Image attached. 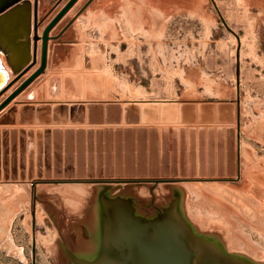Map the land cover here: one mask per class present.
<instances>
[{"label": "rangeland", "instance_id": "obj_1", "mask_svg": "<svg viewBox=\"0 0 264 264\" xmlns=\"http://www.w3.org/2000/svg\"><path fill=\"white\" fill-rule=\"evenodd\" d=\"M68 1L55 8L40 0L42 32ZM214 1L216 5L212 0H79L51 33L45 74L0 125V147L3 153L5 142L11 149L16 139V164L19 169L26 167L27 174L31 143L35 150L38 144L42 147L44 166L50 148L51 174L56 167L65 173L72 165L76 172L101 171L104 179H130L127 172L139 179L144 167L145 179H155L150 173L158 170L162 178L165 163L181 169L186 161L190 167L192 155L199 160L202 153L207 163L213 159L216 166L223 163L226 168L234 164L232 182L189 178L204 187V194L188 192L186 211L189 216L192 209L197 213L201 227L216 228L231 251L249 255L231 248L233 240L240 239L255 247L256 256H249L264 260V0ZM41 46L40 41V55ZM134 102H160V110L174 105L177 120L163 122L160 114L154 124L124 119L108 124L102 114V124L89 123L108 105L124 108ZM57 103L84 104L92 112L84 123L54 125L53 114L39 117L37 112L21 110ZM181 107L191 108L185 114L192 117L190 123L181 121ZM12 165L11 154L7 164L2 154L1 173ZM107 173L112 177L107 178ZM14 186L23 192L18 207L1 199ZM92 186H37V264L59 263L60 234L81 217L88 203L74 190ZM211 186H227L231 191ZM66 187L72 191H59ZM32 199L30 183L0 180V264H32ZM22 249L25 257L12 259Z\"/></svg>", "mask_w": 264, "mask_h": 264}, {"label": "water", "instance_id": "obj_2", "mask_svg": "<svg viewBox=\"0 0 264 264\" xmlns=\"http://www.w3.org/2000/svg\"><path fill=\"white\" fill-rule=\"evenodd\" d=\"M54 4L57 8L64 0H45ZM79 0H69L60 12L44 28L42 35L39 29L45 19L39 18L40 0H0V98L7 93L24 76L38 65L39 42H42L40 63L38 68L21 85L0 104V113L5 110L20 94L28 90L40 76L45 74L48 67L51 33L69 11ZM215 4V1L212 0ZM216 5V4H215ZM226 28L238 39L240 37L226 24ZM237 79L239 89L240 77V53L237 54ZM9 77L13 79L9 81ZM238 104V141H239V97ZM141 104H144L141 106ZM160 102H134L126 107L108 105L106 109L98 110L96 121L89 123L102 124V114L106 115L107 123L118 124L123 119L126 123L154 124L160 119L163 122L177 120L178 108L174 105H165L159 108ZM166 104V103H165ZM17 104L0 115V125H4L5 119L14 114ZM24 113L37 112L39 117L55 116L54 125H67L84 123L86 116L90 115V107L84 104L57 103L53 107L27 105L21 109ZM189 107H181L180 118L184 123H190L192 117L187 118L185 114ZM92 112V110H91ZM112 121V122H110ZM46 124H51L46 121ZM25 125V124H23ZM30 137H33L30 132ZM18 142L16 139L8 148L0 147L1 156L7 164V158L11 154L13 165L6 169L0 180L6 182L17 181L30 183L32 189V264H37V242H36V203L39 197L36 195L38 185H74L90 184L92 195L87 198V207L83 210L81 217L75 223L66 225L65 235L69 238L71 247L59 245L58 251H62L68 257L69 264H264V260H257L251 256L229 250L226 240L216 228L202 229L196 225L188 216L186 211L187 193L180 185L192 181L189 178H220L222 181L232 182L235 176L234 164L228 168L223 163L215 165L213 159L208 163L206 156L202 153L199 157L192 155L190 167L187 162L182 163L181 169L174 163L172 166L164 164V170L159 178L160 172L150 173L155 179H145L147 173L144 167L138 172L139 179H134V172H127L130 179H104V173H95L90 170L88 174L84 171H75L69 165L65 173L62 168L56 167L55 173L51 174L50 148L46 150L47 164L42 163L43 149L38 144L35 150L33 143L29 150V174L27 168H18L16 164L18 155ZM24 152V147H22ZM37 153V158L33 155ZM57 155L60 152L56 151ZM213 155L210 157L212 158ZM37 161V163H35ZM37 167V171L35 169ZM171 167V168H170ZM112 173L106 177L111 178ZM118 173L117 177H121ZM239 176V173H238ZM37 177V178H36ZM153 184V185H149ZM159 186L167 189L164 195L155 193ZM146 188L148 194L139 196L133 189ZM95 237L96 246L90 251V262L87 258L72 257L71 250L75 247L74 240L77 237ZM109 244V247L107 245ZM110 251V252H108ZM60 254V253H59ZM60 262L61 256L59 255Z\"/></svg>", "mask_w": 264, "mask_h": 264}, {"label": "bare ground", "instance_id": "obj_3", "mask_svg": "<svg viewBox=\"0 0 264 264\" xmlns=\"http://www.w3.org/2000/svg\"><path fill=\"white\" fill-rule=\"evenodd\" d=\"M42 31L39 29V35H42ZM39 45H40V42H39ZM39 51H38V63H39ZM184 189H185V191H186V193H187V196H188V192L189 193H191V194H193V195H197V196H199V195H201V194H204V192H203V189H204V187L203 186H201V185H197V184H195V183H190V182H188V183H182V184H180ZM212 187V189L214 188V189H216V190H221L222 188L224 189V191L226 190L227 191V193H229L230 191H231V188L230 187H227V186H211ZM92 188V187H91ZM91 188L90 189H86V188H79V187H76L75 188V190H74V193H77V194H79V195H85L86 197V201H87V198L89 197V196H91L92 194V190H91ZM52 189V188H51ZM63 190L61 191V190H59L60 192H66V191H68V192H70V191H72V188L70 189V188H68V187H66V188H62ZM208 189V188H207ZM212 189H210V190H212ZM51 191V190H50ZM133 191L134 192H136V194H138L140 197L141 196H146L147 194H148V190L146 189V188H143V187H141L140 189L139 188H137V189H133ZM233 191V190H232ZM219 192H221V191H219ZM55 192H53V194H54ZM155 193L156 194H158V195H164V194H166L167 193V189L165 188V187H163V186H159L158 188H157V190L155 191ZM69 194H71V193H69ZM206 194V193H205ZM230 194V193H229ZM236 195V194H235ZM202 196V195H201ZM203 198V197H202ZM187 202V201H186ZM217 205V204H216ZM245 205V204H244ZM250 205V204H249ZM246 206V205H245ZM214 208V207H213ZM255 208V207H254ZM192 209V208H191ZM219 209V208H218ZM190 210V209H189ZM187 212H188V210H187ZM218 212V211H217ZM220 214H222V216H223V213L221 212ZM189 216V215H188ZM189 217H191L190 219L196 224V225H198L200 228H202V229H205V228H203V226L201 227L200 226V224L199 223H201V222H199L198 221V215H197V213L192 209V210H190V216ZM196 222H198V224L196 223ZM202 224V223H201ZM203 225V224H202ZM206 225V224H205ZM232 245H231V248L232 249H237V250H243V251H246L249 255H251V256H256V250H255V247L252 249L246 242H242L240 239H235V240H233V243H231ZM253 247V246H252ZM230 250V249H229ZM58 262L60 263V258L58 257Z\"/></svg>", "mask_w": 264, "mask_h": 264}, {"label": "crops", "instance_id": "obj_4", "mask_svg": "<svg viewBox=\"0 0 264 264\" xmlns=\"http://www.w3.org/2000/svg\"><path fill=\"white\" fill-rule=\"evenodd\" d=\"M40 47V45H39ZM40 54V53H39ZM39 61H40V55H39ZM39 64V63H38ZM38 68V65L31 71L29 72L26 76H24L17 84H15L7 93H5L1 98H0V104L7 99V97H9V95H11V93L13 91H15L23 81H25L36 69ZM13 78L9 77V81H11ZM27 92L24 91L22 94H20L5 110H3L0 115H2L4 112H6L9 108L13 107L15 103L18 102H24V96L25 93ZM10 192L8 193L9 196L8 197H2L1 199L4 200L2 203H6L5 200H8L10 202V204H12L14 207H18L21 206L23 203V192L21 191H17L16 186L14 187H10V189H8ZM8 202V204H9ZM14 250V249H13ZM24 250L22 249V253L20 252H16L15 255L12 256V259H18L25 257L24 255Z\"/></svg>", "mask_w": 264, "mask_h": 264}, {"label": "flooded vegetation", "instance_id": "obj_5", "mask_svg": "<svg viewBox=\"0 0 264 264\" xmlns=\"http://www.w3.org/2000/svg\"><path fill=\"white\" fill-rule=\"evenodd\" d=\"M93 240H90V235L86 238L84 237H77L76 240H74V248L72 253L74 254L72 257H78V258H84L86 257L88 262H90V251H94V247L96 246V242L94 241L95 237L92 238ZM69 238H67L65 235H60L58 241H57V246L63 245L71 247L70 243L68 242ZM109 247V244L107 245ZM92 249V250H90ZM110 252V251H108ZM61 256V262L58 264H69V258L64 255L62 251L59 252Z\"/></svg>", "mask_w": 264, "mask_h": 264}]
</instances>
